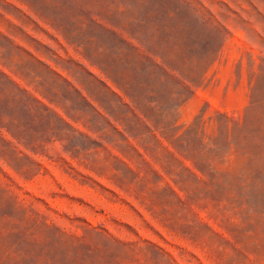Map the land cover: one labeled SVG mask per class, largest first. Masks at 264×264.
I'll return each mask as SVG.
<instances>
[{"label": "rangeland", "instance_id": "374dc122", "mask_svg": "<svg viewBox=\"0 0 264 264\" xmlns=\"http://www.w3.org/2000/svg\"><path fill=\"white\" fill-rule=\"evenodd\" d=\"M0 264H264V0H0Z\"/></svg>", "mask_w": 264, "mask_h": 264}]
</instances>
